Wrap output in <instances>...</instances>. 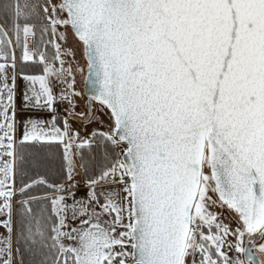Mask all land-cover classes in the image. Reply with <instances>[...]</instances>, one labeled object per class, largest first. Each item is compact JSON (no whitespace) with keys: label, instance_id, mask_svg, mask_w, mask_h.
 <instances>
[{"label":"snow or ice","instance_id":"1","mask_svg":"<svg viewBox=\"0 0 264 264\" xmlns=\"http://www.w3.org/2000/svg\"><path fill=\"white\" fill-rule=\"evenodd\" d=\"M0 228V264H264V0H0Z\"/></svg>","mask_w":264,"mask_h":264},{"label":"rangeland","instance_id":"2","mask_svg":"<svg viewBox=\"0 0 264 264\" xmlns=\"http://www.w3.org/2000/svg\"><path fill=\"white\" fill-rule=\"evenodd\" d=\"M61 31H63V29H61ZM61 43H62V46L63 47L75 48L76 53H77V57H76L77 60L80 62L81 66H85V61H84V59L82 57L80 46L74 40V38H73V36H72V34H71L70 31H69V34H68V43L67 44H63V42H61ZM30 44H31V41H30ZM19 49H20L19 47H16V56L18 58H19V55H18L19 54L18 53ZM18 62H19V60H18ZM85 75H86V71H85ZM85 75H79V74L77 75V81H78L77 90L84 91L83 88H84V78H85ZM25 89H26V85L18 79L17 80V89H16V91H17V94L19 95L20 107H21V104H22V94H23V91ZM57 91H59V90H57ZM16 100H17V98H16ZM78 105H79V107L77 109L78 111L85 110V107L87 105V99H86L85 95H84L83 99H80L78 101ZM60 106L63 109L66 107V105H60ZM96 107L98 108V105H96ZM98 115H100L104 119L105 123L108 122L107 117L104 116L102 113H98ZM70 123L73 125V127L75 129L80 130L82 135L84 134L83 127L78 122H76V121H70ZM91 127H93V126H89V131L91 130ZM86 192H87V189L83 186V182L81 181V186L78 189H76L77 199L85 198ZM71 202L72 201L69 200V203H71ZM104 219H108V217H104ZM222 219H224L225 223H232V224L235 223L232 220L231 214L228 213L227 211H225ZM3 231L4 230L2 228H0V234H2ZM231 254L232 255H235V253H231Z\"/></svg>","mask_w":264,"mask_h":264},{"label":"trees","instance_id":"3","mask_svg":"<svg viewBox=\"0 0 264 264\" xmlns=\"http://www.w3.org/2000/svg\"><path fill=\"white\" fill-rule=\"evenodd\" d=\"M50 53L53 51V49H49ZM18 55L20 57L21 55V50L19 49L18 51ZM35 74H39L40 72V69L39 68H36L33 70ZM62 153H63V148L62 146H56V145H53L52 148H51V156H52V164H51V168H52V179H55L56 178V173H57V170L59 168V165L61 163V158H62ZM19 177H17V186H19Z\"/></svg>","mask_w":264,"mask_h":264},{"label":"crops","instance_id":"4","mask_svg":"<svg viewBox=\"0 0 264 264\" xmlns=\"http://www.w3.org/2000/svg\"><path fill=\"white\" fill-rule=\"evenodd\" d=\"M16 103H17V108H18V118H19V116L28 115V113H26V112H21V111H19V109H20V100H19V95H18V94H17V100H16ZM44 115H45V116H48V115H50V114L45 113ZM60 123H61V126H62V122H60ZM17 134L19 135V132H18Z\"/></svg>","mask_w":264,"mask_h":264},{"label":"built area","instance_id":"5","mask_svg":"<svg viewBox=\"0 0 264 264\" xmlns=\"http://www.w3.org/2000/svg\"><path fill=\"white\" fill-rule=\"evenodd\" d=\"M57 90H59V89H57ZM57 107H58L60 114L63 115L64 109L60 105H57Z\"/></svg>","mask_w":264,"mask_h":264},{"label":"water","instance_id":"6","mask_svg":"<svg viewBox=\"0 0 264 264\" xmlns=\"http://www.w3.org/2000/svg\"><path fill=\"white\" fill-rule=\"evenodd\" d=\"M83 90L85 91L84 88H83ZM89 96H90V93H86V94H85V97H86V99H87V103L89 102Z\"/></svg>","mask_w":264,"mask_h":264}]
</instances>
